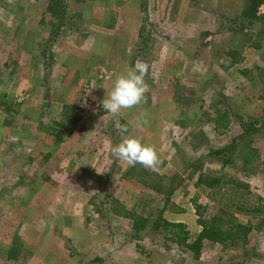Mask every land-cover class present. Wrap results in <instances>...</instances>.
<instances>
[{
    "label": "rangeland",
    "instance_id": "1",
    "mask_svg": "<svg viewBox=\"0 0 264 264\" xmlns=\"http://www.w3.org/2000/svg\"><path fill=\"white\" fill-rule=\"evenodd\" d=\"M241 9L242 0H0V264H239L240 248L205 241L195 257L158 235L134 236L113 212L149 214L164 197L155 182L173 172L183 181L163 215L184 213L192 234L199 212L237 190L231 180L249 186V205L258 196L263 212L229 208L253 224L248 264H264V126L251 168L206 157L241 131L237 116L264 122V23L236 32ZM137 60L149 65L146 102L106 113L101 101ZM239 67H255L252 91L248 70L239 87ZM73 116L68 133L61 124ZM126 136L156 149V171L127 173L111 156ZM199 158L201 169H185ZM201 173L228 189L196 186Z\"/></svg>",
    "mask_w": 264,
    "mask_h": 264
},
{
    "label": "trees",
    "instance_id": "2",
    "mask_svg": "<svg viewBox=\"0 0 264 264\" xmlns=\"http://www.w3.org/2000/svg\"><path fill=\"white\" fill-rule=\"evenodd\" d=\"M260 7L263 8L262 12H259ZM238 18L240 21L237 23L236 32L242 31L245 27L248 28L257 21L264 23V0H242V9ZM244 20H246L245 24L243 23L245 22ZM261 32H264V26L260 30ZM227 112L228 109L218 118L219 121L225 118ZM77 118V116H73L69 123H62L63 129L71 133ZM246 118L244 120L242 117L237 116L241 131L234 134L224 147L210 148L206 157L218 162L221 166L228 165L232 167L239 165L236 162L239 158L241 163L239 166L242 170L251 168L260 155L258 149L252 145V138L254 135L260 132L262 133L264 122H261L255 115ZM60 132V130L55 132L58 138ZM201 162V158L184 162V167L187 170H191L190 172L197 171L202 168ZM132 169L133 167L127 173H131L130 170ZM159 176L160 180H157L155 185L158 194L162 193L164 197L161 204L156 206L149 214L144 215L136 211L127 210L124 207L119 208L117 205L113 207L115 214L122 212L123 217L129 220V225L134 236L139 234L141 236L158 235L165 242L173 243L179 248L191 251L195 257L200 255L205 241L212 244H219L223 247L240 248L242 253L239 257V264H248V261L254 256V247L248 248V238L250 232L253 230V224L249 221H239L234 211L229 208V206H234L235 211L240 212H263L262 200L258 196L256 198V204L249 205L248 197H251L252 194L249 192V186L246 183L231 180L232 188H237V190L221 198L217 203L218 205H216L215 211L208 216H205L202 211L199 212L203 206L197 205V212H199L197 223L201 227V230L197 234H192L183 222L169 221L163 215L168 209L174 190L183 181L181 174L173 172L171 175ZM167 181L168 183L165 184ZM219 181H222L219 177L208 176L206 178L201 173L195 185H204L212 188L213 192L215 190L214 188L218 187V192L223 193L228 187L221 192V186H217ZM226 183L227 181H222L223 185ZM262 223L264 224V220H262Z\"/></svg>",
    "mask_w": 264,
    "mask_h": 264
},
{
    "label": "clouds",
    "instance_id": "3",
    "mask_svg": "<svg viewBox=\"0 0 264 264\" xmlns=\"http://www.w3.org/2000/svg\"><path fill=\"white\" fill-rule=\"evenodd\" d=\"M149 65L143 60H137L134 65L125 66L124 70L116 76L111 90L101 101V107L106 113L118 115L122 110L135 108L146 102V93L149 85L146 76ZM147 123V121H143ZM122 133L128 131L126 124L119 125ZM110 154L127 166L134 167L137 164L146 169L156 171L162 163L156 149L152 145L143 144L137 138L126 136L123 140L110 146Z\"/></svg>",
    "mask_w": 264,
    "mask_h": 264
},
{
    "label": "crops",
    "instance_id": "4",
    "mask_svg": "<svg viewBox=\"0 0 264 264\" xmlns=\"http://www.w3.org/2000/svg\"><path fill=\"white\" fill-rule=\"evenodd\" d=\"M248 68H250L251 70H248V69L243 68V67L242 68L241 67L238 68L237 73L240 75V78H238V81H240V84H238V85H239L240 88H242V86H243L244 89H247L245 87L246 86V82H244L245 81L244 75H246L248 72H250V75H253L254 74V76H250L248 74L249 75L248 76V78H249V84H248V86L250 87L249 88V91H252V88H251L250 84H253V83L251 82L250 79H252V77L255 78V76H256L255 74H256L257 71L255 72V67H248ZM246 70H248V72ZM257 77H259V75H257ZM254 78H253V80H254ZM183 214L184 213H182L181 216H183ZM181 216L180 217H175L174 219H172V221H180V222H183L185 224L186 222H185L184 218L181 217Z\"/></svg>",
    "mask_w": 264,
    "mask_h": 264
}]
</instances>
